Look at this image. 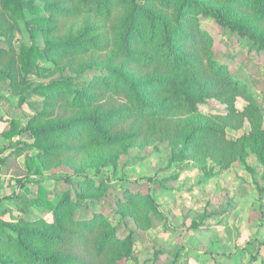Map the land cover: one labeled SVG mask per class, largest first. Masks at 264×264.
<instances>
[{
  "label": "trees",
  "instance_id": "16d2710c",
  "mask_svg": "<svg viewBox=\"0 0 264 264\" xmlns=\"http://www.w3.org/2000/svg\"><path fill=\"white\" fill-rule=\"evenodd\" d=\"M201 17L246 39L250 52L264 51V0H0V80L21 104L25 93L41 99L24 129L11 122L2 133L8 140L25 133L33 144L12 149L0 167H16L26 147L37 154L26 157L25 166L39 175L50 166H73L90 151H104L102 166H112L133 147L166 143L167 169L193 162L211 178L235 163L249 170L251 153L264 169V107L247 81L214 59ZM22 29L29 44L15 48ZM87 73L91 77L81 80ZM30 76L48 81L35 84ZM237 99L245 103L241 111ZM208 100L225 113H199ZM245 123L247 134L227 138V130ZM78 176L65 179L73 190L55 205L39 190L51 222H0V264H121L132 258L133 232L120 238L102 214L77 216L109 191L101 180ZM115 213L139 228L150 227V214L163 218L150 195L130 191L116 200Z\"/></svg>",
  "mask_w": 264,
  "mask_h": 264
},
{
  "label": "rangeland",
  "instance_id": "374dc122",
  "mask_svg": "<svg viewBox=\"0 0 264 264\" xmlns=\"http://www.w3.org/2000/svg\"><path fill=\"white\" fill-rule=\"evenodd\" d=\"M200 27L213 39L214 59L226 64L233 76L247 81L254 98L264 107V51L250 52L246 39L220 29L210 18L201 17ZM20 44H29L24 29L15 33L14 47ZM2 47L5 46L0 43ZM40 65L49 66L41 62ZM63 75L73 76L67 71ZM91 75L87 73L80 79ZM29 79L35 84L48 81L35 76ZM24 95L26 101L21 104L9 82L0 80V159L15 147H31L34 142L25 133L10 140L2 136L11 122L16 123L18 130L24 129L39 109V97ZM244 106L237 99L236 109L241 111ZM197 108L206 116L225 113V107L215 100ZM249 130L245 123L239 131L227 130L226 136L235 140ZM36 154V149L26 147L16 167H0V199L12 197L0 204V222L40 218L51 222V211L38 198L39 190L47 202L55 205L66 191L73 190L65 179L78 178L82 173L103 181L109 191L89 208L82 206L77 216L90 218L94 213L102 214L120 238L133 232V256L121 264H264V169L252 153L246 159L249 170L235 163L228 170L216 171L211 178H204L193 162L183 164L180 170L167 169L170 148L166 143L143 149L133 147L116 157L112 166H102L104 151H90L76 159L73 166H50L33 175L25 166V158ZM174 175L176 179L170 180ZM126 191L150 195L163 218L150 214L148 228H139L129 218L121 220L115 213L116 200L123 198Z\"/></svg>",
  "mask_w": 264,
  "mask_h": 264
}]
</instances>
